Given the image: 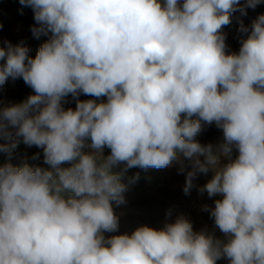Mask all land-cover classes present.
<instances>
[{"label": "clouds", "instance_id": "9594fccd", "mask_svg": "<svg viewBox=\"0 0 264 264\" xmlns=\"http://www.w3.org/2000/svg\"><path fill=\"white\" fill-rule=\"evenodd\" d=\"M19 3L33 11V36H50L34 58L0 44V88L23 79L34 93L0 106V153L11 160L23 142L49 167L0 165V264H264V14L239 21L238 52L222 32L264 0ZM205 124L221 143L195 139ZM185 161V194L213 173L198 191L221 197L204 210L226 240L183 215L105 237L118 229L113 203L140 178L125 183L130 169L175 162L184 173Z\"/></svg>", "mask_w": 264, "mask_h": 264}, {"label": "rangeland", "instance_id": "374dc122", "mask_svg": "<svg viewBox=\"0 0 264 264\" xmlns=\"http://www.w3.org/2000/svg\"><path fill=\"white\" fill-rule=\"evenodd\" d=\"M182 3V0H181ZM259 14H264V3H261L254 10L248 9L246 16H241L239 12L234 13L231 23L223 27L222 32L225 34L227 51L238 52L240 42L245 37L239 34L237 28L240 27L239 21H243L244 25L250 28L252 20ZM0 44L3 42H11L13 45L20 43L30 48L29 55L35 57L39 47L45 43L49 36L41 35L35 38L31 28L35 25L34 14L31 8L24 7L19 0H0ZM34 94L33 90L25 84L23 79L12 80L11 78L0 88V106H6L13 103L24 101L29 95ZM80 100L94 99L93 97L81 94ZM106 102V97L101 98ZM64 103L65 109L75 108V100L69 96ZM100 102V101H97ZM197 119V117H193ZM203 145H217L223 140L222 130L217 128L215 124L203 125V130L195 137ZM90 144L91 141H86ZM84 151L90 152L89 148ZM38 154V155H37ZM110 154V150L105 148L103 155ZM235 151L233 158H235ZM36 157V158H34ZM203 160V157H201ZM12 163L14 166H20L24 163L30 166L48 168L49 166L43 162V150L36 146H27L20 142L14 150L11 160L6 154L0 153V165ZM227 161L222 158L221 165ZM186 171L180 173L179 165L175 162L172 166L163 169H149L143 171L138 168L130 169L124 182H128V177L139 172L140 178L134 184L129 185L128 191L124 194L126 202L116 206L113 203L115 215L118 217V229L115 232H105V237L115 235L128 234L131 235L137 228L148 226L154 229H162L166 223L174 222L175 219L183 215L193 225L195 232L205 231L214 234L216 238L226 240L227 237L219 231L215 226L213 218L204 208L214 207V201L220 199V196L209 198L207 193L201 194L198 189L202 187L213 175L211 171L207 174L198 173L193 180L194 187L188 194L184 193V185L187 171L191 170V166L185 161ZM68 167L70 165H63ZM68 195V194H65ZM171 215H168V213ZM217 264H229L227 259H220Z\"/></svg>", "mask_w": 264, "mask_h": 264}, {"label": "crops", "instance_id": "0c3cea01", "mask_svg": "<svg viewBox=\"0 0 264 264\" xmlns=\"http://www.w3.org/2000/svg\"><path fill=\"white\" fill-rule=\"evenodd\" d=\"M245 26L248 27V25H245ZM238 29H239V28H237V30H238ZM240 34H243V36H246V34L239 32L238 35H240Z\"/></svg>", "mask_w": 264, "mask_h": 264}]
</instances>
